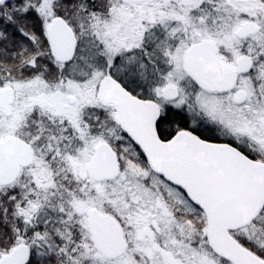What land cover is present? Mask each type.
<instances>
[{"label":"snow or ice","instance_id":"6c2138e0","mask_svg":"<svg viewBox=\"0 0 264 264\" xmlns=\"http://www.w3.org/2000/svg\"><path fill=\"white\" fill-rule=\"evenodd\" d=\"M0 264H264V0H0Z\"/></svg>","mask_w":264,"mask_h":264}]
</instances>
